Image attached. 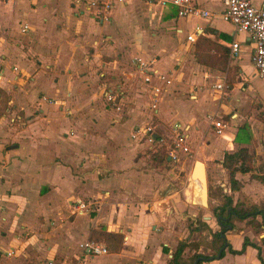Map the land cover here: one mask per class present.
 <instances>
[{"label":"crops","instance_id":"obj_1","mask_svg":"<svg viewBox=\"0 0 264 264\" xmlns=\"http://www.w3.org/2000/svg\"><path fill=\"white\" fill-rule=\"evenodd\" d=\"M193 1L211 15L188 24L193 15L179 16L174 6L142 0L115 1L104 22L78 11L73 0H0V264H44L48 258L83 264H194L195 259L197 264H263L261 214L234 224L222 215L217 222L222 225L227 216L232 227L222 225L214 241L212 233L205 237L211 251L222 239L220 257L215 256L222 245L215 254L198 249L185 254L193 238L180 222L189 203L201 196L199 181L190 176L196 156L206 165L208 199L214 204L224 195L233 203L238 198L264 203V180L256 177H264V120L255 118L257 110L247 119L249 141L235 140L247 93L264 96V87L254 91L250 85L259 77L250 59L252 42L221 18L223 0ZM253 3L264 7V0ZM196 24L202 30L187 39ZM156 25H171L176 34ZM184 26L188 32L180 39ZM198 35L219 44L208 48L210 42L201 40L205 63L194 54ZM233 41L236 55L230 53ZM134 56L155 59V66L173 77L153 118L158 130L173 122L189 125L193 158L182 155L172 162L166 155L161 161L147 152L146 141L131 138L132 129L152 116L148 85L134 71ZM232 71L237 80L230 93L216 92L213 84L226 81ZM113 85L128 91L120 108L104 98V89ZM209 114L228 115L220 133ZM241 145L255 155L249 170L235 173L240 186L233 190L222 157ZM79 200L93 207L76 209ZM204 216L201 221L214 231L212 217ZM245 237L259 249L252 244L240 253L228 249V243L240 249ZM85 238L100 240L108 252L84 254L79 242ZM181 241L186 246L174 259Z\"/></svg>","mask_w":264,"mask_h":264},{"label":"built area","instance_id":"obj_2","mask_svg":"<svg viewBox=\"0 0 264 264\" xmlns=\"http://www.w3.org/2000/svg\"><path fill=\"white\" fill-rule=\"evenodd\" d=\"M115 1L127 3L131 0H73L75 8L78 11L86 10L91 12L100 22L111 19V11ZM142 1L149 5L161 7L174 6L179 16L194 15L207 18L211 15L210 10L198 5L193 0ZM220 16L233 25L235 32L242 31L248 34V38L252 42L251 62L256 69V74L264 78V7L255 5L253 0H223ZM23 27L26 28L27 25L24 24ZM201 30L202 26L196 24L193 30L187 34V39L193 40L197 31ZM237 50L238 42H231L230 53L236 55ZM154 60H145L136 56L132 59L137 77L148 85L147 88L150 96L149 107L152 116L144 125L133 128L130 136L131 138H142L148 143L149 147L153 146L156 139L160 140L165 146L166 155L172 162L178 161L182 155L191 159L194 154L189 140V125L185 126L179 122H173L166 129L158 130L159 124L154 121L153 116L157 114L161 95L173 81V77H171L169 72L160 70L155 66ZM213 86L216 92L222 93L227 89L228 84L225 78H221ZM103 93L107 103H111L116 108H120L128 96L127 89L117 85L106 87ZM208 118L217 133H220L227 126L224 119H218L214 114H209ZM74 207L81 211H87L93 207V204L89 201L79 200ZM79 247L84 254L98 255L108 252L106 245L91 238H85L80 241ZM44 264H83V260L76 259L72 262H61L55 258H48Z\"/></svg>","mask_w":264,"mask_h":264},{"label":"trees","instance_id":"obj_3","mask_svg":"<svg viewBox=\"0 0 264 264\" xmlns=\"http://www.w3.org/2000/svg\"><path fill=\"white\" fill-rule=\"evenodd\" d=\"M213 30V29H212ZM201 40L206 41V42H210L206 47L208 48H214L216 45V42H213L212 40H210V38H206L202 35H198L195 41V57L196 60H198L199 62H206L207 59V53L204 51L203 48H201L200 43ZM226 51H228V48L226 47ZM228 54V53H227ZM208 60V59H207ZM226 62V58L224 60V63ZM225 65V64H224ZM264 120V117H263ZM251 138V132H250V127L247 123H242L237 130V133L235 135V140L236 141H240V142H244V141H249V139ZM147 152H150L152 155H158L157 157L161 158V161L164 160L165 156H166V150H165V146L164 144L156 139V142L153 144V146L148 147ZM254 152L251 151L247 146L241 145L238 146L236 149L232 150V151H224L223 152V157H222V164L223 166L228 170V176H229V183H230V187L233 190H237L239 189L240 183L239 181L236 179L235 177V173L237 171H241V172H245L247 170H249L252 167V160L254 158ZM256 177L259 179L264 180V177L262 175H258L256 174ZM224 201L222 203H220L219 205H216L213 208V211H218L217 215H222L221 213L225 210L226 214L224 215H229L230 217H232V219H243L245 217H255L256 214H261L263 217V222H264V210H259L260 207H262L264 209V203L256 204L253 202H246L245 200H239V198L236 200L235 203H233V199L230 195H224ZM253 218L250 219V222H253ZM230 221V218H229ZM202 225H205L206 228L209 229L208 225L204 222L201 221L200 222ZM255 223V222H254ZM218 231H216L214 233V236L218 238ZM95 241L101 242L100 240L96 239V238H91ZM221 239V238H220ZM224 240V239H223ZM222 239H221V243L216 245V248L219 247V245H222ZM247 244H252L257 246L255 243L249 241L246 237L243 240L242 246L240 249H233L230 244L228 243V249L233 252V253H240L244 250L245 246ZM185 243L184 242H179L177 244V247L175 248V250L172 253V256L174 257V259H176L178 256H180L183 253V249L185 247ZM257 248L259 249V247L257 246ZM224 250L221 252V255H223ZM199 255V253H195L193 255V258H196ZM260 256V254H259ZM261 258V257H260ZM261 262L264 264V259L261 258Z\"/></svg>","mask_w":264,"mask_h":264},{"label":"rangeland","instance_id":"obj_4","mask_svg":"<svg viewBox=\"0 0 264 264\" xmlns=\"http://www.w3.org/2000/svg\"><path fill=\"white\" fill-rule=\"evenodd\" d=\"M195 17L197 16H191L188 20V24H192L193 21L195 20ZM179 22V21H178ZM157 23V22H156ZM181 25V23H179ZM184 25V24H183ZM187 26H184V30L180 33V39H182L183 37L186 36L187 32L186 31V28ZM155 29L156 30H164L166 32H168L170 35H174L176 34V31L174 29L173 26L171 25H165V26H162V27H159L158 25L155 26ZM146 32V31H145ZM144 42L149 46L151 44V42L146 39L144 40ZM160 44L162 43V41H158ZM181 42V41H180ZM245 71L247 73H249L251 70L250 69H245ZM237 71H232L229 75H227L226 77V82L228 84V87L226 90L229 91L230 93V90L233 88L234 86V83L236 80H237ZM250 75V73H249ZM261 80H263V83H261ZM214 85V84H213ZM250 85L251 87H253L254 91H259L262 87H264V79L260 78V77H256V76H253L251 81H250ZM239 93H241V87H239ZM248 96H246V100L244 101V105L242 106L241 108V114L238 115L236 117V119H238V122H242V123H247L249 126L250 124L247 122L248 118L250 115H252V112L253 111H256L257 112L254 114L255 118H258L260 120L263 119L264 117V109H263V106H264V96H261V97H256L254 94L248 92L247 93ZM238 108V106L235 107V109ZM217 118L218 119H224V120H230L228 115H224V114H217ZM251 128V127H250ZM211 129V128H210ZM196 138H198L197 134L195 136L192 137V142L194 143ZM195 159H200L202 160L201 158H199V156H196ZM204 162V161H203ZM179 163V162H178ZM190 163V162H189ZM187 165V164H186ZM187 168V166H186ZM191 170V169H190ZM213 191L211 190V193H209L210 195H212ZM191 199V197H190ZM192 206H196V207H192ZM216 206V204H214V202H212L211 198L208 199V205H203L201 204L200 201H197L194 199V202L193 203H189V206H187L185 208V216L182 217L181 221V225H180V228L183 232H188V236H191L193 238V240L191 241L190 243V248L189 250H185V254L190 257L193 253V249H194V252L197 251H200V252H207V251H211V249H209V246H208V241L205 240V237H207V235H209V233L213 236V241L215 240V236H214V233L216 231H219V230H222L223 227L222 225H220L217 220H216V217H217V214H218V211H213V208ZM195 213V217L193 216V214L191 213ZM222 215L226 214V211L224 210L222 213ZM203 215H209L210 217H212V225L213 227L215 228L214 231L208 228H206L205 225H202L199 220L201 221V217ZM194 218L198 219V221L196 222V224L194 223ZM234 220L235 219H232V217H230V222H232L234 224ZM213 229V228H212ZM213 241H212V244H213ZM216 245H214V249L212 248V251L210 253L212 254H215L216 250ZM211 247V246H210Z\"/></svg>","mask_w":264,"mask_h":264},{"label":"water","instance_id":"obj_5","mask_svg":"<svg viewBox=\"0 0 264 264\" xmlns=\"http://www.w3.org/2000/svg\"><path fill=\"white\" fill-rule=\"evenodd\" d=\"M190 176L192 179H198L199 184L201 186V196H200V202L203 205H208V181H207V173H206V165L205 163L200 159H194L192 168L190 171ZM204 217H209V215H205ZM221 218H223L222 215L217 216V221L221 222ZM226 219H228L226 217ZM226 226L228 228L232 227L231 223H227ZM221 235L224 236V231H221ZM224 248V245H222L216 254L215 257H220L221 251ZM198 259H195L194 264H197Z\"/></svg>","mask_w":264,"mask_h":264},{"label":"flooded vegetation","instance_id":"obj_6","mask_svg":"<svg viewBox=\"0 0 264 264\" xmlns=\"http://www.w3.org/2000/svg\"><path fill=\"white\" fill-rule=\"evenodd\" d=\"M225 217H227V216H225ZM223 221H224V222L221 223L222 225L226 224L227 221H228V219H227V220H223Z\"/></svg>","mask_w":264,"mask_h":264},{"label":"bare ground","instance_id":"obj_7","mask_svg":"<svg viewBox=\"0 0 264 264\" xmlns=\"http://www.w3.org/2000/svg\"><path fill=\"white\" fill-rule=\"evenodd\" d=\"M198 180V179H197Z\"/></svg>","mask_w":264,"mask_h":264}]
</instances>
